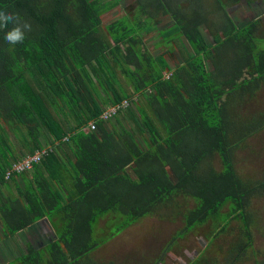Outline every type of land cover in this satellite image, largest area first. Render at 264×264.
I'll use <instances>...</instances> for the list:
<instances>
[{
  "label": "trees",
  "instance_id": "obj_1",
  "mask_svg": "<svg viewBox=\"0 0 264 264\" xmlns=\"http://www.w3.org/2000/svg\"><path fill=\"white\" fill-rule=\"evenodd\" d=\"M241 1L0 0L32 29L14 46L4 40L13 25L0 30V222L8 238L44 219L55 232L6 264H101L90 255L114 228L144 217L181 224L163 256L209 222L210 246L239 222L225 260L245 259L264 180L241 178L235 155L264 129V112L236 111L264 88V35L262 19L239 26L230 16ZM123 100L125 111L100 120L105 104ZM46 146L43 161L5 181L13 163Z\"/></svg>",
  "mask_w": 264,
  "mask_h": 264
},
{
  "label": "rangeland",
  "instance_id": "obj_2",
  "mask_svg": "<svg viewBox=\"0 0 264 264\" xmlns=\"http://www.w3.org/2000/svg\"><path fill=\"white\" fill-rule=\"evenodd\" d=\"M124 9V6L118 7L104 15L103 28L121 18L125 14ZM127 10H130V8H127ZM227 11L239 26L255 19H262L260 34L261 36L264 35V0H242L239 4L229 6ZM205 34L208 43L212 45L213 39L210 33L206 32ZM157 40L158 36L156 34H150L146 38L149 49L153 53L156 52L154 51V45ZM263 112L264 88L257 92L253 100L245 101L241 108L236 111L238 118L242 119H251ZM113 122L114 120L110 122L109 127ZM127 127L133 129L134 123L128 122ZM235 156L236 169L241 178L253 182L263 181L264 129L250 137L242 148L236 152ZM217 167L220 168L218 164ZM250 212L256 218V224L253 226V248L250 249L245 259L236 264L264 263V193L253 198ZM107 219L104 218L100 221L98 225L99 232L107 228ZM211 225V222H209L190 232L186 237L178 239L173 249L163 256L166 246L181 228V224L179 222H164L156 217H144L124 231L119 232L117 228H114L117 235L94 251L90 258L101 264H157L159 261H163V264H192L195 258H199L197 264H227L225 259L231 249L230 246L239 238L237 231L240 226L239 222H235L233 230L230 233L221 235L212 246L208 245L212 238L207 236L211 230ZM0 233L4 234L2 228H0ZM20 237L23 240V236ZM36 240L42 242L40 237H36L35 240L31 237V244L36 245ZM18 243L17 241H5L0 244V264L14 262L26 252L27 246H25V249L23 248L21 253L17 251ZM7 248H12L14 252L11 251L7 254ZM3 255H7L5 260L2 259Z\"/></svg>",
  "mask_w": 264,
  "mask_h": 264
},
{
  "label": "built area",
  "instance_id": "obj_3",
  "mask_svg": "<svg viewBox=\"0 0 264 264\" xmlns=\"http://www.w3.org/2000/svg\"><path fill=\"white\" fill-rule=\"evenodd\" d=\"M170 75L166 74V78H169ZM130 106L129 100H123L122 102L106 107L100 115V120L103 122H109L114 119L121 111H125ZM96 131L97 123L91 122L87 131ZM48 146L36 151L33 155H27L23 157L19 162L13 163L11 168L8 169L5 173V181H9L12 175H21L26 171H31L35 165L43 161L48 153L50 152ZM1 183V179H0Z\"/></svg>",
  "mask_w": 264,
  "mask_h": 264
},
{
  "label": "crops",
  "instance_id": "obj_4",
  "mask_svg": "<svg viewBox=\"0 0 264 264\" xmlns=\"http://www.w3.org/2000/svg\"><path fill=\"white\" fill-rule=\"evenodd\" d=\"M105 105H106V107L110 106L109 103H107ZM105 105H104V109L106 108ZM16 181L21 186H24V182H23L22 178H20L19 176L16 178ZM16 195H17V192L14 188H12V186L9 185V187L8 186L6 187L5 196H7L8 198H10L12 200H15L17 197ZM0 199H1V196H0ZM0 228H2V230L4 232V229L1 225V222H0ZM28 232H30V234H28ZM54 235H55V232H54L51 224L49 223V221L47 219H44V220L39 221L36 225H33L30 228H28L24 231H21L15 237L8 238L5 236V233L4 234L0 233V244L4 243L5 241H8V242L17 241V242H19L18 243L19 247H16V248H17V251L19 253H21V251H23V248L25 249V246H27L28 244H31V242H30L31 237H33L34 240L36 237H40V240L42 238V242H46L47 239H49L50 237H54ZM20 236H23V240H21L22 238ZM35 242L39 243V241H37V240ZM7 250H8L7 254H9L11 251H13L12 248L11 249L7 248ZM6 257H7V255H3L2 259L5 260ZM6 263L7 262H5L3 264H6Z\"/></svg>",
  "mask_w": 264,
  "mask_h": 264
},
{
  "label": "clouds",
  "instance_id": "obj_5",
  "mask_svg": "<svg viewBox=\"0 0 264 264\" xmlns=\"http://www.w3.org/2000/svg\"><path fill=\"white\" fill-rule=\"evenodd\" d=\"M13 25L8 29V25ZM8 29L4 33V40L9 45L23 44L26 40V33L30 32L31 24L24 21L18 13L0 10V30Z\"/></svg>",
  "mask_w": 264,
  "mask_h": 264
},
{
  "label": "flooded vegetation",
  "instance_id": "obj_6",
  "mask_svg": "<svg viewBox=\"0 0 264 264\" xmlns=\"http://www.w3.org/2000/svg\"><path fill=\"white\" fill-rule=\"evenodd\" d=\"M160 264H163V263H160Z\"/></svg>",
  "mask_w": 264,
  "mask_h": 264
}]
</instances>
